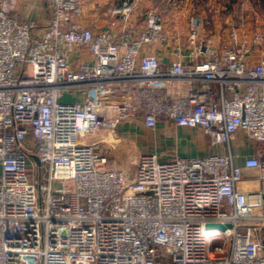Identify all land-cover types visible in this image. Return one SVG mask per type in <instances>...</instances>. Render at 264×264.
Instances as JSON below:
<instances>
[{"label": "built area", "instance_id": "obj_1", "mask_svg": "<svg viewBox=\"0 0 264 264\" xmlns=\"http://www.w3.org/2000/svg\"><path fill=\"white\" fill-rule=\"evenodd\" d=\"M10 5L0 2V264H264V58L247 61L240 29L203 50L202 18L185 43L156 10L140 27L131 0L98 31L78 21L85 0H49L42 32ZM252 40L264 42V22ZM174 81L203 84L177 94ZM131 119L202 126L229 148L243 129L262 149L244 166L231 151L142 154L130 177L85 138ZM44 166L46 182L33 176ZM247 169L258 170L256 194L237 187ZM58 181L70 189L56 192Z\"/></svg>", "mask_w": 264, "mask_h": 264}, {"label": "crops", "instance_id": "obj_2", "mask_svg": "<svg viewBox=\"0 0 264 264\" xmlns=\"http://www.w3.org/2000/svg\"><path fill=\"white\" fill-rule=\"evenodd\" d=\"M127 0H85V9L83 15L78 18V21L85 27H91L95 30H102L108 28L112 22L118 20V16H113L108 13V9L113 6L120 5ZM136 6L135 17L139 20V26L143 25V14H138V6L141 5L140 0H131ZM1 2V0H0ZM10 9L16 13L20 19L30 20L37 24V26L43 29L50 22V8L49 0H10ZM241 11L242 16H239L237 20L241 24L240 31L242 33V41L248 48L247 61L250 64H257L264 58V42L255 43L252 40V33L254 27L259 22H264V10L261 5L251 6L249 2H246ZM230 20L233 14L228 12ZM227 13V14H228ZM244 16V17H243ZM232 25L230 22L225 23L224 28H220L215 34L209 35L206 38V44L203 50H206L207 46H218L223 40L228 37L229 28ZM188 53L194 52L193 47L187 48ZM157 52L160 54L163 63L168 64L170 61L169 51L166 49L164 52ZM81 56V52H76L73 55V61H77ZM201 81H182L172 82L170 84L171 89L177 94H185L192 87L197 88L202 86ZM69 100H83L85 98V92L75 91L71 92ZM87 143L99 142L104 147L110 159L117 168L124 171L127 174H131L130 166H127L129 158L138 162L139 157L142 154H155L160 160H168L176 156L187 158L206 157L213 154H228L230 151L234 155V161L236 165L244 166L247 158L257 156L261 151L262 145L250 139L245 130L241 129L233 137L230 148L225 145L212 144L210 137L205 132L202 126L187 127L177 126L173 122H167L161 120L158 122L156 128H150L146 126L144 120L134 119L125 120L121 122L114 130L101 129L96 134L89 135L85 138ZM131 150H136L134 155H130ZM125 153H128L127 155ZM127 156V159H126ZM248 177L240 181L237 187L249 194H256L262 188L261 182L258 178L257 169H247ZM36 171H33V176ZM42 178V177H41ZM46 182V181H45ZM54 190L56 192H64L70 189V183L54 182ZM259 211V210H258ZM264 213V207L260 210ZM264 241V229L260 233Z\"/></svg>", "mask_w": 264, "mask_h": 264}, {"label": "rangeland", "instance_id": "obj_3", "mask_svg": "<svg viewBox=\"0 0 264 264\" xmlns=\"http://www.w3.org/2000/svg\"><path fill=\"white\" fill-rule=\"evenodd\" d=\"M141 5L138 6V14H142L148 10H156L161 13L166 21V25L174 33H178L181 40L185 43L189 41V33L191 29L192 18H202L203 23L200 27L202 34L201 40L206 41V38L216 33L220 28L225 27V23L230 22L231 25L236 28H241V24L237 18L242 16L246 2H249L251 6L261 5L264 10V0H140ZM233 14L232 19L228 17L229 13ZM228 13V14H227ZM244 17V16H243ZM264 17V16H263ZM75 92V91H72ZM71 91L65 94V99L69 100L71 97ZM130 155H134L136 150L130 152L126 150ZM128 153H125L126 155ZM110 157V156H109ZM127 159V156H126ZM111 160V159H110ZM127 166H130L132 173L128 174L130 177L134 175V171L137 166V161L129 158ZM115 165V163H114ZM116 166V165H115ZM117 167V166H116ZM37 173V179L42 177V182L46 181L47 169L44 166L42 171L35 170ZM223 242L220 238H215L214 244H221Z\"/></svg>", "mask_w": 264, "mask_h": 264}, {"label": "water", "instance_id": "obj_4", "mask_svg": "<svg viewBox=\"0 0 264 264\" xmlns=\"http://www.w3.org/2000/svg\"><path fill=\"white\" fill-rule=\"evenodd\" d=\"M35 158L38 160L37 156H35ZM207 227H218L221 229H225L226 227H231V224L223 225L220 223H209L207 224Z\"/></svg>", "mask_w": 264, "mask_h": 264}]
</instances>
